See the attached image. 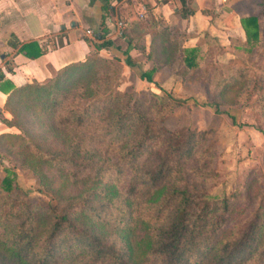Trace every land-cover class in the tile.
Listing matches in <instances>:
<instances>
[{
	"label": "trees",
	"instance_id": "obj_1",
	"mask_svg": "<svg viewBox=\"0 0 264 264\" xmlns=\"http://www.w3.org/2000/svg\"><path fill=\"white\" fill-rule=\"evenodd\" d=\"M181 2L186 18L195 6ZM262 15L264 0L240 18L245 40L232 39L235 48L252 54L260 46ZM142 25L125 30V40L96 33L101 41L83 60L43 81L0 85L10 114L1 120L18 130L0 134V164L10 163L0 176V264H264V186L257 205L236 219L237 192L218 196L190 183L183 169L202 153L204 133L156 123L147 109L160 102L157 93L118 90V58L99 54L114 45L134 67L131 32L140 38ZM151 25L145 57L153 64L137 70L144 83L156 84L154 64L177 51L188 69L198 66V47H183L161 19ZM17 168L41 196L20 189ZM246 192L255 198L253 188Z\"/></svg>",
	"mask_w": 264,
	"mask_h": 264
},
{
	"label": "rangeland",
	"instance_id": "obj_2",
	"mask_svg": "<svg viewBox=\"0 0 264 264\" xmlns=\"http://www.w3.org/2000/svg\"><path fill=\"white\" fill-rule=\"evenodd\" d=\"M177 34L183 37L180 31ZM260 40L252 54L233 44L227 49L208 40L198 47V66L193 69L184 65L182 53L177 51L168 62L154 64L156 84L151 86L119 65L118 90H135L141 98H149L152 90L161 98L147 109L156 123L169 129L184 126L204 133L202 137L197 135L200 144L196 148L202 153L186 162L183 175L195 187L214 195L237 192L236 219H242L257 205L259 186H264V134L260 130H264V15L260 20ZM150 63L153 64L151 60ZM212 101L219 111L215 112ZM2 164L10 163L1 160L0 176L4 173ZM15 171L20 189L32 197L41 196L29 173L21 168ZM249 186L255 198L247 195Z\"/></svg>",
	"mask_w": 264,
	"mask_h": 264
},
{
	"label": "crops",
	"instance_id": "obj_3",
	"mask_svg": "<svg viewBox=\"0 0 264 264\" xmlns=\"http://www.w3.org/2000/svg\"><path fill=\"white\" fill-rule=\"evenodd\" d=\"M107 1L0 0V73L4 75L0 85L43 81L51 75L52 69L83 60L90 47L101 41L94 37L96 33L113 41L127 39L117 33L115 19L119 18L126 21L125 30L131 29L137 21L143 24L140 30L144 33L140 38L136 32H131L133 46L128 54L135 66H129L125 55L114 45L99 49V54L117 57L120 66L130 69L140 79L137 70L151 66L145 54L154 20L161 19L180 31L183 47H199L212 40L229 49L232 39L245 40L240 18L256 14L261 0H192L195 11L186 18L180 15L181 0H116L110 5ZM106 5L112 7L111 16ZM21 46L25 49L21 50ZM38 50L40 54L31 56ZM6 96L0 88V134L17 130L1 120V116L10 117L3 108Z\"/></svg>",
	"mask_w": 264,
	"mask_h": 264
},
{
	"label": "built area",
	"instance_id": "obj_4",
	"mask_svg": "<svg viewBox=\"0 0 264 264\" xmlns=\"http://www.w3.org/2000/svg\"><path fill=\"white\" fill-rule=\"evenodd\" d=\"M107 2L110 5V4H114L116 0H108ZM115 26H116L118 35L124 36V31L126 28V21L121 18L115 19Z\"/></svg>",
	"mask_w": 264,
	"mask_h": 264
}]
</instances>
